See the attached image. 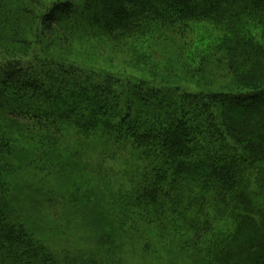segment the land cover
Here are the masks:
<instances>
[{
  "label": "trees",
  "instance_id": "16d2710c",
  "mask_svg": "<svg viewBox=\"0 0 264 264\" xmlns=\"http://www.w3.org/2000/svg\"><path fill=\"white\" fill-rule=\"evenodd\" d=\"M200 22L223 33L202 72L240 90L123 81L47 56L74 26L116 42L148 23L183 37ZM5 121L51 149L64 134L103 142L85 157L99 176L118 165L124 185L110 204L116 226L96 231L102 248L126 237L151 253L172 245L192 264H264V0H0V264H120L107 251H54L36 233L10 184Z\"/></svg>",
  "mask_w": 264,
  "mask_h": 264
},
{
  "label": "rangeland",
  "instance_id": "374dc122",
  "mask_svg": "<svg viewBox=\"0 0 264 264\" xmlns=\"http://www.w3.org/2000/svg\"><path fill=\"white\" fill-rule=\"evenodd\" d=\"M154 25L148 23L142 34L116 42L74 26L67 29L71 31L67 47L47 56L123 81H142L188 92L210 87L240 90L235 77L228 74L211 77L205 70L202 72L203 62L216 64L221 53L217 48L221 46L223 33L211 23H191L183 37L170 30L163 32ZM213 54L214 57H208ZM204 57L208 59L205 61ZM3 124L8 130L3 133L13 146V171L9 174L13 193L22 208L34 210L31 225L54 251L65 250L74 258L107 251L108 257L114 255L120 264H192L186 252L172 245L161 248L154 243L158 253H151L135 239L116 237L118 242H113L109 236L108 240L103 239L107 249L101 247L96 231L109 232L116 226L110 204L124 179L116 164H107L102 177L99 176L90 157H85L106 147L100 139L92 137L81 145L80 141H68L64 134L53 139L51 149L38 144L36 137L26 138L24 124L9 121ZM46 139L42 140L47 143ZM66 142L72 146L71 151Z\"/></svg>",
  "mask_w": 264,
  "mask_h": 264
}]
</instances>
